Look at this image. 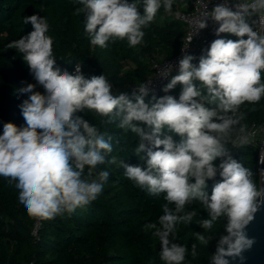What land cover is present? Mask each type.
<instances>
[{"label":"clouds","instance_id":"obj_1","mask_svg":"<svg viewBox=\"0 0 264 264\" xmlns=\"http://www.w3.org/2000/svg\"><path fill=\"white\" fill-rule=\"evenodd\" d=\"M74 2L81 6L76 14L86 16L85 33L91 45L102 49L124 39L130 47L141 44L143 29L150 26L161 7L171 14L174 4V0ZM209 18L218 24L216 36L229 33L238 39H215L198 65L193 63L196 57L185 52L178 61L179 74L162 88L169 93L182 85L178 99L153 94L147 103L148 82L133 90V102L127 93L114 94L104 75L85 78L79 63L74 74L62 72L56 67L52 38L46 35L50 27L47 18L37 14L23 18L33 31L8 48L23 55L44 93L34 91L33 84L19 89L20 93H32L20 106L26 127L4 124L0 176L16 181L19 202L29 217L46 220L65 212L72 214L101 194L109 173L97 167L105 163V154L113 151V137L106 138L79 115L89 110L102 118L101 123L118 121L119 129L139 137L134 154L144 165L121 164L137 186L151 195L164 194L159 226L145 225L160 242L159 256L164 264H184L188 247L174 241L177 225H188L197 216L195 210H185L194 201L207 211L208 218L198 221L205 231H211L222 217L227 221L226 234L220 235L210 264H245L244 253L255 243L246 229L264 206V169L259 172L258 184L252 170L233 157L228 145L238 148L251 143L254 134L242 124L240 108L264 97V0H225L205 12L196 24L197 31L208 26ZM172 134L179 136V141ZM260 162L264 163V151ZM217 175L221 179L209 195L207 181ZM195 237L204 246L213 239L199 232ZM196 249L193 244V257Z\"/></svg>","mask_w":264,"mask_h":264},{"label":"trees","instance_id":"obj_2","mask_svg":"<svg viewBox=\"0 0 264 264\" xmlns=\"http://www.w3.org/2000/svg\"><path fill=\"white\" fill-rule=\"evenodd\" d=\"M191 2L174 0L171 14L161 7L150 26L143 29L145 35L141 44L130 47L124 39L109 42L108 47L102 49L91 45L85 33L86 16L76 14V8L81 6L74 0H0V135L5 123L26 127L20 106L32 93H20L19 89L33 84L34 91L44 93L23 55L8 48L10 43L33 31L30 23H23L24 17L37 14L47 18L50 27L46 35L52 38L56 67L62 72L67 70L74 74L79 63L85 78L104 75L112 84L114 94L127 93L135 102L132 92L152 76L153 65L180 52L186 28L175 14L188 9ZM140 11L143 13L142 6ZM223 39L235 41L238 38L226 33ZM178 74L179 71L172 74L171 79ZM194 83L200 86L198 81ZM181 88L182 85L177 84L169 93H160L157 97L169 94L178 99ZM150 99L151 96L146 97V103ZM206 107L214 108L215 104H206ZM240 111L244 114L242 124H246L248 130L253 124H263L264 97L255 104L245 102ZM79 115L106 134V138L107 135L113 137V151L105 154V163L97 167L98 171L109 173L101 194L72 214L65 212L53 219L41 220L35 238L33 230L38 219L29 217L19 202L16 181L9 182L0 176V264H164L159 256L160 242L152 235L154 230L145 227L150 223L158 225L162 205L166 203L164 194L151 195L137 186L127 178L121 164L123 161L133 166L144 165L134 154L139 137L130 130L119 129L118 121L101 123L102 118L92 111L85 110ZM172 135L179 141V136ZM228 147L239 163L252 170L254 181L260 184V162L255 146L231 148L229 144ZM215 163H220L219 158ZM220 179L217 175L207 181L209 195ZM185 210H195L197 216L188 225H177L174 242L188 247L184 264H210L220 235L226 234L227 221L222 217L211 231H205L198 225L199 220L208 218L203 205L194 201L186 205ZM197 232L213 239L207 246L201 245L195 237ZM193 244L197 245L196 257L191 255Z\"/></svg>","mask_w":264,"mask_h":264},{"label":"built area","instance_id":"obj_3","mask_svg":"<svg viewBox=\"0 0 264 264\" xmlns=\"http://www.w3.org/2000/svg\"><path fill=\"white\" fill-rule=\"evenodd\" d=\"M224 2L225 0H192L191 6L188 9L179 10L175 14V18L184 24L186 35L181 50L176 56L163 59L153 65V74L146 80V82L149 83L151 90L149 96L153 94L158 96L160 93H164L162 88L170 82L172 74L179 71L178 61L182 58L185 52L195 56L196 59L193 63L198 65L199 58L202 55L206 56L207 49L210 47L211 42L215 39L224 37L226 33H221L219 37L215 35L218 24L210 18L207 20L208 26L205 29L197 31L196 28L197 22L204 18L206 11L210 12L214 6ZM231 2L235 3L236 0H231ZM169 66H171V70H168ZM248 132L254 134L251 137V143L249 144L255 146L260 162V154L264 151V123L261 125L253 124ZM40 225L41 219H38L33 230L35 238L38 236Z\"/></svg>","mask_w":264,"mask_h":264},{"label":"water","instance_id":"obj_4","mask_svg":"<svg viewBox=\"0 0 264 264\" xmlns=\"http://www.w3.org/2000/svg\"><path fill=\"white\" fill-rule=\"evenodd\" d=\"M261 169H264V163H260ZM246 231L250 238L255 239V243L251 250L244 253L245 264H264V206L257 211Z\"/></svg>","mask_w":264,"mask_h":264}]
</instances>
